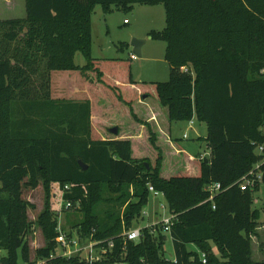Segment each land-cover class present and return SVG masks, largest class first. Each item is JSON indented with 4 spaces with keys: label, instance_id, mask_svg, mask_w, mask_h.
<instances>
[{
    "label": "trees",
    "instance_id": "1",
    "mask_svg": "<svg viewBox=\"0 0 264 264\" xmlns=\"http://www.w3.org/2000/svg\"><path fill=\"white\" fill-rule=\"evenodd\" d=\"M136 5L165 7L166 27L149 36L166 43L167 82L134 81L131 57H92L95 9ZM26 14L0 21V248L7 252L0 264L31 262L23 192L41 184L46 203L37 226L47 245L36 258L57 252L56 200L70 184L68 198L83 215L73 228L114 242L95 264H203L200 253L206 264H264L252 255L262 184L241 190L264 158V0H26ZM24 30V47L15 45ZM57 102L65 105L52 108ZM195 117L207 125L210 158L187 154L170 136L172 123ZM148 147L156 158L140 155ZM215 183L223 191L208 201L205 189ZM149 186L177 216L169 232L174 260L165 257L160 226L143 228L137 243L120 236L143 217Z\"/></svg>",
    "mask_w": 264,
    "mask_h": 264
},
{
    "label": "rangeland",
    "instance_id": "2",
    "mask_svg": "<svg viewBox=\"0 0 264 264\" xmlns=\"http://www.w3.org/2000/svg\"><path fill=\"white\" fill-rule=\"evenodd\" d=\"M26 16V0H0V21L24 19ZM125 19L130 22V25L124 24ZM93 22V58L130 59V54L134 53L131 42L134 39H145L147 43L142 49V57L137 58V60H131L132 79L136 82H146L149 85L152 82H167L169 80L170 66L165 59L166 43L162 41L161 38L149 39L150 33L161 32L166 27V11L164 5H136L128 9L112 7L107 13L98 6L93 13ZM25 32L26 30L20 34L15 45L20 44L24 47L25 39L23 38L26 34ZM1 37H3L2 29H0V39ZM122 45H124V51H121ZM75 61L79 66H84L86 64V60L81 54L76 56ZM41 69L43 70L42 67ZM40 83V77L36 76L35 86L38 91L43 90H40ZM137 103L138 101H135L134 105H138ZM63 104L64 103L57 102L51 103L50 105L52 108H59L62 107ZM146 108L149 109V105H147ZM62 113L63 112L58 115ZM193 121V125H191L190 121L172 123L171 138L173 140L176 139L178 144L185 148L187 154L194 157L201 155L209 158L210 151L206 141L208 133L207 125L200 122L197 117H195ZM184 135H187L186 139ZM150 151L149 147L146 150L142 149L140 155H151L153 158H156V151L154 150L151 154ZM170 161L168 157V167H170ZM167 166L161 171V175L164 177L171 175V171L170 173L166 171L168 169ZM175 171L176 169H172V173L176 174ZM23 198L30 204L28 213L30 221L33 222V227L28 240L31 249V258H35L37 250L47 245L46 238L41 228L37 226L38 217L44 210L46 203V193L43 185L41 184L36 189L25 188ZM162 206H164V208H162ZM106 208H108V206L104 204L101 205L98 209L99 213L102 214ZM254 208H259L261 214L259 225L256 230L257 235L252 239V255L255 261H264V184L261 185V191L255 194ZM143 213L146 215L143 216L139 222L134 224L135 227L140 229L156 222V220L162 222L165 218L169 217V206L164 195L160 193L156 196L151 192L148 205L143 209ZM82 219L83 215L80 212L71 211L63 214L59 221L65 231H72L78 229L73 228V226ZM162 233L166 236L164 247L165 257L167 260H174L175 252L173 240L169 232L162 231ZM188 249L190 251L199 252L196 245H189ZM214 250L217 253V249L215 248ZM6 256L7 252L0 248V260Z\"/></svg>",
    "mask_w": 264,
    "mask_h": 264
},
{
    "label": "built area",
    "instance_id": "3",
    "mask_svg": "<svg viewBox=\"0 0 264 264\" xmlns=\"http://www.w3.org/2000/svg\"><path fill=\"white\" fill-rule=\"evenodd\" d=\"M124 23L128 24L129 21L126 20ZM137 58L138 57L135 54L131 55L132 60H137ZM190 123L191 125H193L194 121L192 120L190 121ZM184 138L186 139L187 135H184ZM258 152L262 154L264 152V146L259 147ZM199 158L202 160L205 159L206 156L200 155ZM263 179L264 158L258 164H256L254 168L243 178L241 190L246 191L248 189H254L257 184H263ZM149 190L156 196L160 194V192L156 191L152 186H149ZM205 190L210 194L208 201H213L223 191L222 186L219 183L211 184L207 186ZM72 194L73 190L70 184H65L60 187V191L56 200V203L58 205V210L56 211L58 215V220H60L63 214L80 209L79 202H74L70 198H68V196ZM162 208H164V206H162ZM145 215L146 214L143 213V216ZM176 220L177 216L170 213V216L165 218L162 222L156 220V222L149 224L146 228H154L155 232V228L157 226H160L163 228V231L170 232L171 226ZM57 231V252L45 258H32L31 262L28 264H56V260L60 258L68 260L72 258H78L81 262H85L86 264H95L96 262H101L104 256L114 248L113 239L105 241L95 240V230H93V233L90 237H82L79 228L74 229L72 231H65L59 221ZM120 236L124 238L125 241H132L137 243L143 237V229H140L135 226L128 230L124 229ZM201 261L203 264L207 263L206 254H201Z\"/></svg>",
    "mask_w": 264,
    "mask_h": 264
},
{
    "label": "water",
    "instance_id": "4",
    "mask_svg": "<svg viewBox=\"0 0 264 264\" xmlns=\"http://www.w3.org/2000/svg\"><path fill=\"white\" fill-rule=\"evenodd\" d=\"M149 39H152V37H149ZM147 43V40H139V39H134L131 42V46L133 47V52L134 54L138 57L141 58L142 57V48L144 47V45ZM112 132H114L115 134L118 132L117 128L113 129ZM79 165L84 169L87 170V166L83 164L82 161H79Z\"/></svg>",
    "mask_w": 264,
    "mask_h": 264
},
{
    "label": "crops",
    "instance_id": "5",
    "mask_svg": "<svg viewBox=\"0 0 264 264\" xmlns=\"http://www.w3.org/2000/svg\"><path fill=\"white\" fill-rule=\"evenodd\" d=\"M24 19H25V18H24ZM125 21H126V19L124 20V22H125ZM124 24H125V23H124ZM93 25H94V22H93ZM126 25H130V22H129L128 24H126ZM145 45H146V44H145ZM145 45H144V46H145ZM142 49H143V48H142ZM132 54H134V53H131V54H130V57H131ZM171 127H172V126H171ZM171 130H172V129H171ZM170 136H171V133H170ZM170 136L167 135V138H170ZM200 137H201V136H200ZM157 215H158V213H157Z\"/></svg>",
    "mask_w": 264,
    "mask_h": 264
}]
</instances>
